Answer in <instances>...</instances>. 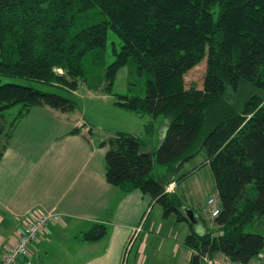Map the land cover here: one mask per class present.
<instances>
[{"label":"trees","instance_id":"1","mask_svg":"<svg viewBox=\"0 0 264 264\" xmlns=\"http://www.w3.org/2000/svg\"><path fill=\"white\" fill-rule=\"evenodd\" d=\"M110 30L121 47L106 66L105 93L119 69L132 64L149 75L146 95H119L116 106L164 115L169 123L156 153H144L143 141L127 132L101 141L107 182L122 194L140 190L165 218L186 222L191 231L182 244L193 252L192 264L196 257L204 264L206 255L242 264L261 258L264 236L245 230L264 219V0H0V116L17 105L14 123L34 107L75 111L71 97L2 79L38 81L73 95L87 61L105 63ZM204 58L203 88L187 89L185 74ZM13 135L0 142V161ZM202 151L220 212L198 232L183 212V198L166 189L178 188L185 176L177 174ZM156 164L168 167L163 179L155 176ZM40 234L12 264H36ZM106 235L101 223L80 234L86 241Z\"/></svg>","mask_w":264,"mask_h":264},{"label":"crops","instance_id":"2","mask_svg":"<svg viewBox=\"0 0 264 264\" xmlns=\"http://www.w3.org/2000/svg\"><path fill=\"white\" fill-rule=\"evenodd\" d=\"M82 124L77 121L74 127ZM73 128L53 140L33 162L12 141L5 150L0 161V228L11 231L0 233V258L25 223L18 227L14 220H31L35 212L56 211L62 218L40 234L33 248L37 259L51 257L52 264H192L193 252L182 244L191 231L188 224L174 216L165 218L162 209L158 218L167 222H159L152 216L156 204L144 220L151 199L140 190L122 194L111 186L106 167L90 166L94 150L85 127L76 135L69 134ZM170 186L172 191L176 189L175 183ZM211 197H217V191ZM95 223L105 224L107 235L98 241L82 239L80 234ZM138 227L137 240L125 258L127 243Z\"/></svg>","mask_w":264,"mask_h":264},{"label":"rangeland","instance_id":"3","mask_svg":"<svg viewBox=\"0 0 264 264\" xmlns=\"http://www.w3.org/2000/svg\"><path fill=\"white\" fill-rule=\"evenodd\" d=\"M120 47L121 40L110 30L108 33L105 63L96 66L89 59L85 65V77L80 79L79 88L73 95L56 86L38 81L23 78H3L2 83L31 86L43 92L71 97L76 103V110L69 113L60 112L61 114H58L57 111L51 110L53 108L34 107L28 115L17 123H14L21 105L7 109L0 116V132H2L0 133V142L4 143L6 134L13 131L14 138L11 140L12 143L11 141L10 143L12 146L20 148L24 153H27L26 158H29L33 162L35 158H39L42 155L43 151L51 147L53 140L55 142L58 136L63 134L65 130L73 128L75 122L81 121L85 124V128L83 127L85 129L84 134L93 144L94 155L90 163L91 167H106L105 154L107 147H105V150H99L100 142L107 140L119 131L139 137L144 143L143 152L156 153L164 138L169 123L168 119L164 115L154 118L149 114H138L127 111L115 104L119 95L145 97L146 84L149 78L148 73H140L132 64L123 66L117 73L111 93H105L104 91L106 66L114 61V50H120ZM206 67L207 60L204 58L198 65L185 74V87L187 89L203 88ZM149 125V129L146 130V127ZM205 159V151H202L196 158L185 164L177 174L178 179L181 176H185V178L179 181V186L175 189L177 194L183 198L185 209L194 211L197 218L201 217L199 221V228L201 230L212 226V217L209 213L207 202L211 196H216L214 177ZM64 165H68V163H64ZM167 169L168 167L165 165L156 164L154 169L155 176L163 179V176L167 174ZM151 206L147 209L144 220L149 215ZM205 208H208L207 213L205 212ZM186 210H183V212H187ZM160 213L161 207L157 204L154 205L152 207V216H156L159 222H167V219L162 220V218H158ZM14 221L20 227L22 222H25V219L23 221L18 219ZM184 229H187V227L185 226ZM5 231L6 233L10 232L11 228H0L1 234ZM245 231L264 236V219L263 224L257 226L249 225ZM137 235L133 240L134 242L137 240ZM261 255L264 257V251ZM36 264H52V258L46 259L44 255H41V258L36 260Z\"/></svg>","mask_w":264,"mask_h":264},{"label":"built area","instance_id":"4","mask_svg":"<svg viewBox=\"0 0 264 264\" xmlns=\"http://www.w3.org/2000/svg\"><path fill=\"white\" fill-rule=\"evenodd\" d=\"M172 188L169 187L166 191H171ZM207 207L209 208V213L212 218L217 217L220 212L219 199L217 197L209 198L207 202ZM206 209V211L208 210ZM61 217V214L56 211H40L33 213V218L31 220H26L22 227L21 232L16 234L14 241L5 248V252L1 259V264H12L16 259L22 255H28L30 252V245L35 241L39 234L44 231L46 226L52 222L57 221ZM140 231V227L135 229L132 233L127 246L125 258L127 257V252L130 250L133 245V240ZM204 264H242L241 262L230 261L226 257L220 256H204ZM249 264H264V261L261 258L255 259Z\"/></svg>","mask_w":264,"mask_h":264},{"label":"water","instance_id":"5","mask_svg":"<svg viewBox=\"0 0 264 264\" xmlns=\"http://www.w3.org/2000/svg\"><path fill=\"white\" fill-rule=\"evenodd\" d=\"M187 214H188L189 220L195 225L196 230L201 231V229L199 228L200 223H199V220H198L197 216L195 215V213L193 211L187 210ZM194 264H200L199 257L195 258Z\"/></svg>","mask_w":264,"mask_h":264}]
</instances>
